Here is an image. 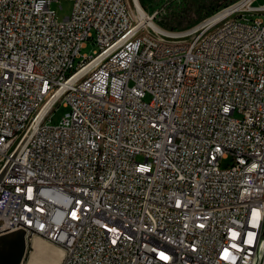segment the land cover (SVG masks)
<instances>
[{"label": "built area", "instance_id": "built-area-1", "mask_svg": "<svg viewBox=\"0 0 264 264\" xmlns=\"http://www.w3.org/2000/svg\"><path fill=\"white\" fill-rule=\"evenodd\" d=\"M242 1L173 36L134 0H0V232L58 264H264V5Z\"/></svg>", "mask_w": 264, "mask_h": 264}, {"label": "rangeland", "instance_id": "rangeland-1", "mask_svg": "<svg viewBox=\"0 0 264 264\" xmlns=\"http://www.w3.org/2000/svg\"><path fill=\"white\" fill-rule=\"evenodd\" d=\"M143 10L162 29L168 32H184L200 25L203 21L211 17L216 12L226 6L240 0H138ZM255 5H264V0H255ZM60 6V9H59ZM52 7L57 12V17L62 19L70 14L71 3L62 1L59 5ZM258 17V16H254ZM253 17V18H254ZM96 50V45L88 41L80 51L81 55H91ZM68 112V108L62 104H57L49 123L56 124L61 117ZM138 160H141L138 157ZM229 161H224L222 167ZM7 232V231H6ZM45 246H50L57 252L60 251L55 245L45 241ZM51 256L50 261H54V252H45ZM59 253V252H58Z\"/></svg>", "mask_w": 264, "mask_h": 264}, {"label": "crops", "instance_id": "crops-1", "mask_svg": "<svg viewBox=\"0 0 264 264\" xmlns=\"http://www.w3.org/2000/svg\"><path fill=\"white\" fill-rule=\"evenodd\" d=\"M49 250L54 252L55 261L59 251L45 246L44 240H28L16 231L0 232V264H50L51 256L45 253Z\"/></svg>", "mask_w": 264, "mask_h": 264}, {"label": "bare ground", "instance_id": "bare-ground-1", "mask_svg": "<svg viewBox=\"0 0 264 264\" xmlns=\"http://www.w3.org/2000/svg\"><path fill=\"white\" fill-rule=\"evenodd\" d=\"M248 3L250 7H256L253 6L252 2H250L249 0H243L242 3ZM134 4H135V8L138 12L139 15V21H140V25H144L147 26L149 28H151L153 31L157 32V33H162L165 35H173V36H182L185 35L187 33H189L190 31H193L205 24H209L211 22L220 20L221 18H223L224 16H226L227 14H229V9L220 12L219 14H217L216 16H213L211 18H208L207 20H205V22L201 23L200 25H197L195 27H193L190 30L184 31V32H168L162 28H160L151 18L150 16L143 10L142 6L140 5V2L138 0H134ZM62 256V251H59L56 260L54 261V264H58L59 263V258Z\"/></svg>", "mask_w": 264, "mask_h": 264}, {"label": "water", "instance_id": "water-1", "mask_svg": "<svg viewBox=\"0 0 264 264\" xmlns=\"http://www.w3.org/2000/svg\"><path fill=\"white\" fill-rule=\"evenodd\" d=\"M16 232H19V233H21L24 236V233L22 231H16Z\"/></svg>", "mask_w": 264, "mask_h": 264}]
</instances>
